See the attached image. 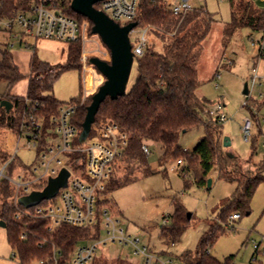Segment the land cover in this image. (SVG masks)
<instances>
[{
    "label": "trees",
    "instance_id": "1",
    "mask_svg": "<svg viewBox=\"0 0 264 264\" xmlns=\"http://www.w3.org/2000/svg\"><path fill=\"white\" fill-rule=\"evenodd\" d=\"M15 3L16 0H1L0 20L11 12ZM229 3L231 20L224 25L222 31V38L226 43L244 27L256 31L264 30L263 10L256 8L250 0H229ZM68 9L72 12L70 6ZM73 14L81 20L87 19L79 14ZM136 22L138 28H152L159 35L161 50L157 51L154 45H149L143 56L135 58L136 80L132 87L127 89L123 97L116 100L108 97L101 104L96 116L94 127L111 122L128 138L124 157L116 166L117 172L112 175L102 191L99 205H106L117 213V208L105 200V195L132 182L137 177V175L131 177L133 172L141 167L143 168L141 173H152L142 145L145 141L159 142L163 146L160 166H165L174 159L185 161L186 166H183L180 172L193 169L195 184L198 187L208 186L209 175L214 170L218 171L221 178L237 183V191L221 202L219 217L211 222L212 226L201 238L196 252L180 256L186 264H229L230 259L222 263L214 258L209 253V248L225 232L231 215L239 213L242 216L250 211L255 190L264 181V160L259 164H252V159L243 161L229 152L226 153L223 124L206 113L212 103L197 94L200 87L198 64L204 42L216 22V15L204 7H194L181 18L171 12L164 0H141ZM173 32L176 33L172 34ZM68 44L67 61L64 64L53 67L32 59L26 97L11 94L10 90L24 78V75L15 63L12 51H1L0 83L7 84V91L1 96V101H11L13 108L21 109L22 112L16 114L13 109L8 112L0 106V129L19 133L23 114L25 112L31 114L42 125V138L37 155L47 145L51 133L53 134L55 125L51 121L52 117L58 116L60 108L64 106L53 95L54 81L61 73L71 69H78L81 73L80 42ZM79 99L73 102L78 103ZM90 104L91 100L77 107L71 120L79 138ZM255 104L258 109L264 106V102ZM245 105L248 107L247 102ZM249 109L253 122L255 120L259 122L251 108ZM201 124L205 126V134L197 146L192 151L183 149L179 143L181 134ZM71 156L72 160L82 158L75 154ZM11 157L12 154L9 152L0 150V168ZM217 163L220 164L219 169L216 168ZM124 164L127 167L124 168L126 174L120 177L118 170ZM244 164L252 165L253 169L242 171ZM19 167L27 171L30 169V166L23 165L18 156H15L9 163L6 174L12 176ZM14 195V186L7 179L0 178V220L6 224L8 242L16 251L20 264H33L52 255L55 249L62 252L61 264H67L71 253L80 242L96 239L100 234L99 226L96 228V234L91 236L89 228L60 225L50 230L45 220L26 214L19 216L20 211H32L34 206L26 207L19 203L15 205ZM169 219V223L161 227L160 239L167 245H173L181 239L193 218L188 219L182 205L177 203L175 213L171 214ZM24 232L26 238L22 239Z\"/></svg>",
    "mask_w": 264,
    "mask_h": 264
},
{
    "label": "rangeland",
    "instance_id": "2",
    "mask_svg": "<svg viewBox=\"0 0 264 264\" xmlns=\"http://www.w3.org/2000/svg\"><path fill=\"white\" fill-rule=\"evenodd\" d=\"M164 1L169 7L181 2V0ZM250 1L256 8L264 11V0ZM189 2L194 7H204L216 15V22L204 42L198 64L200 87L197 94L212 103L209 109L214 108L218 103L223 105V112L228 120L223 123L222 133L230 143L224 151L243 161L252 159V164H259L264 160V106L258 109L255 103L264 102V58L259 56L257 47L262 33L244 27L226 43L222 38V31L224 25L231 20L229 0H189ZM24 4L26 5V2ZM86 21L87 41L85 44L80 42L82 54L86 51L89 59L99 57L109 60V50L100 37L92 33L91 22L87 19ZM147 37L150 39L149 45H154L157 51L161 50L160 37L152 28H149ZM130 40L132 45H136L139 34H132ZM6 42L17 43L7 33L1 32L0 59ZM26 42L17 43L11 50L15 63L24 75V78L10 90L11 94L19 97L27 96L32 59L53 67L64 64L67 61L69 46L67 42L53 39L28 38ZM80 63L82 71V56ZM136 70L137 65L134 63L128 88H131L136 80ZM256 71L260 78L252 89V78ZM218 73L219 78L216 77ZM246 82L250 91L248 96L243 93ZM81 87L80 71L71 69L61 73L54 81L53 95L63 105H67L79 99ZM6 91L7 84L1 82L0 103L1 96ZM246 102L259 119V122L254 121L252 139L249 143L244 141L241 130L245 118H252L250 109L245 105ZM13 110L16 114L22 112L21 109L13 108ZM204 134L203 124L188 130L181 134L180 146L192 151ZM82 143L78 137L73 140L74 147H83ZM144 144L151 151L148 164L152 173H141L142 167L135 170L131 177L136 175L137 177L132 182L108 193L104 198L117 208L116 214L121 217L129 235L138 238L141 247L143 245L149 247L151 253L158 259V264H186L180 256L188 252H196L201 238L210 230L211 222L219 217L221 202L233 196L238 185L235 181L221 178L218 171L214 170L209 175V179L212 180L211 185L198 187L195 184L193 169L183 173L171 170L176 166V159L165 166H160L163 156L161 143L145 141ZM0 150L10 154L16 151L23 165L32 166L38 162L37 149L28 146V138L25 134L19 136L12 130L0 129ZM120 161L121 159L117 160V164ZM184 164L181 168L186 166L185 161ZM218 165L220 164L217 163L216 168L219 169ZM51 167L57 168L55 165ZM125 167L126 164L118 170L120 177L126 174ZM242 168V171L253 169L249 164H244ZM23 170V167H19L13 177H17ZM184 172L187 176H184ZM177 203L182 205L185 214L191 213L193 219L181 239L174 245H167L160 239V231L162 226L169 223V217L175 213ZM228 223L231 225L225 226V232L209 248V253L222 263L230 259L229 264H264V181L255 190L250 211L235 222L230 223L228 220ZM7 235V228L0 225V264H20L16 251L8 242ZM105 236L103 232L102 237ZM134 251L132 246L109 244L99 251L93 264H142L143 258L136 256Z\"/></svg>",
    "mask_w": 264,
    "mask_h": 264
},
{
    "label": "built area",
    "instance_id": "3",
    "mask_svg": "<svg viewBox=\"0 0 264 264\" xmlns=\"http://www.w3.org/2000/svg\"><path fill=\"white\" fill-rule=\"evenodd\" d=\"M72 1L16 0L15 7L0 20V33H7L18 44L25 43L28 38L85 44L87 21L79 19L73 11V13L69 11L68 7H71ZM140 2L141 0H103L94 6L115 22L125 26L136 21ZM193 8L189 0H181L180 3L170 6L171 12L181 18ZM148 32L149 28L139 30L138 26L130 32V36L134 33L139 34L138 43L132 45L135 58L145 54L150 40L147 37ZM260 32L262 37L257 47L259 56L264 58V30ZM17 43L6 42L4 50L11 51ZM81 56L83 67L79 102L62 106L59 115L52 117L51 121L55 125L53 134L51 133L47 145L37 155L38 162L35 165L30 166L28 171L23 170L17 177H13L14 174L7 175L9 163L17 156L15 151L11 159L0 169V178L7 179L14 186L13 202L17 205L20 197L28 196L33 191H42L50 178L57 177L63 168L68 169L70 176L67 186L61 188L55 197L34 206L32 211H20L18 214L45 220L50 230L60 225L85 227L91 230L93 236L99 226V236L80 242L71 253L67 264H93L102 248L115 243L134 247V254L143 258L142 264H158V259L151 253L150 248L144 245L141 247V241L129 235L121 217L108 206L99 205L102 191L112 175L117 172L116 161L124 157L128 145L127 135L117 125L107 122L101 126L93 125L90 135L82 143L83 147L73 146V140L78 137L77 129L71 122L75 110L91 100L106 80L105 76L90 63L92 57L89 59L86 51ZM216 77L219 78L220 74H216ZM259 78L256 71L252 78V89L257 85ZM26 103L29 104V101L26 100ZM223 111V105L218 103L206 113L223 124L228 120ZM253 125L251 118H245L241 128L245 142L249 143L252 139ZM16 134L19 136L25 134L28 146L38 150L42 138V125L31 114L25 112L21 130ZM142 150L147 156L151 154L145 144L142 145ZM72 154L80 155L82 158L72 160ZM183 164L184 161L179 159L171 170L180 172ZM52 165L57 168H52ZM184 176H187L185 172ZM240 217L239 213H235L229 217V222H235ZM103 232L106 234L104 238ZM21 238H26L25 232ZM62 257V252L55 249L52 255L33 264H61Z\"/></svg>",
    "mask_w": 264,
    "mask_h": 264
},
{
    "label": "water",
    "instance_id": "4",
    "mask_svg": "<svg viewBox=\"0 0 264 264\" xmlns=\"http://www.w3.org/2000/svg\"><path fill=\"white\" fill-rule=\"evenodd\" d=\"M103 0H73L71 9L74 13L87 18L93 25L92 33L98 35L102 43L110 52V61L103 60L99 57H92L90 63L93 64L106 78L104 84L98 92L92 96L91 104L87 107V114L83 123V131L79 141L84 142L93 125L96 123V116L101 104L109 97L116 100L123 97L128 89V82L135 61V54L132 50L130 32L138 26V23L132 22L125 26L112 20L104 12L95 8V4ZM244 95H249L248 83L244 84ZM1 107L8 112L13 109L14 105L9 100H2ZM229 139L224 138V146H229ZM70 172L63 168L59 175L50 178L46 187L42 191H33L28 196L21 197L18 203L26 207L36 206L43 200H49L55 197L58 191L67 186ZM212 180H208L210 186ZM191 219L192 214H187ZM0 225L6 227L5 222L1 221Z\"/></svg>",
    "mask_w": 264,
    "mask_h": 264
}]
</instances>
